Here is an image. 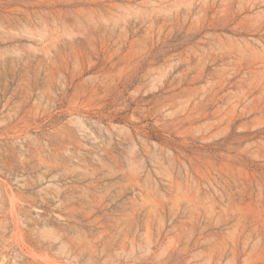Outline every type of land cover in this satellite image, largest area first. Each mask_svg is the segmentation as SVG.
Listing matches in <instances>:
<instances>
[{"label":"rangeland","instance_id":"rangeland-1","mask_svg":"<svg viewBox=\"0 0 264 264\" xmlns=\"http://www.w3.org/2000/svg\"><path fill=\"white\" fill-rule=\"evenodd\" d=\"M0 264H264V0H0Z\"/></svg>","mask_w":264,"mask_h":264}]
</instances>
